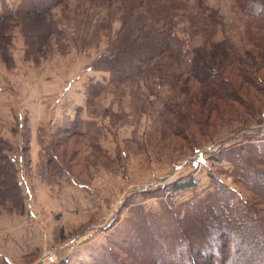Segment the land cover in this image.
I'll list each match as a JSON object with an SVG mask.
<instances>
[{
  "label": "trees",
  "instance_id": "trees-1",
  "mask_svg": "<svg viewBox=\"0 0 264 264\" xmlns=\"http://www.w3.org/2000/svg\"><path fill=\"white\" fill-rule=\"evenodd\" d=\"M233 1L247 21L244 46L228 38L214 40L215 29L224 27L223 21L202 0H89L88 12L77 10L73 18L76 30L82 28L87 46L99 43L101 36L110 32L113 20H120L122 25L107 51L92 64L96 70L109 72L110 80L88 86V110L112 88L119 95L133 98L137 94L127 92L139 91L138 98L147 93L157 97L166 88L170 95L163 99L162 115L175 121L174 135L188 132L191 136L206 132L205 125L213 124V113L225 111L221 104L231 107L241 101L231 78L263 91L254 70L264 69V0ZM69 7L70 0H23L15 11L4 8L0 12V58L8 67L14 65L10 55L12 31L19 28L25 42V60L40 65L49 55L51 41L64 37L61 21L69 19L65 14ZM60 8L61 21L57 18ZM192 9H197V16L191 15ZM181 15L188 17L192 35L204 39L190 52L176 36ZM241 106L250 112L256 110L247 102ZM84 124L86 130L80 131ZM95 127L77 118L62 131L77 133L83 143L88 140L93 155L102 157L105 154L96 143L99 138ZM252 145L236 154L234 150L232 159L234 181L253 193L255 202H233L227 188L216 181L211 193L198 202L183 204L179 212L169 205L152 220L143 210L136 212V223L130 226L134 235L126 237L130 246L120 249L123 255H116L112 263L264 264V170L260 169L264 167V146ZM7 147V141L0 138V211L23 213L22 188ZM58 168L56 163L54 169ZM252 179L259 180L257 186H251ZM193 186L195 181L189 179L174 183L172 189ZM137 251H146L147 255L143 257Z\"/></svg>",
  "mask_w": 264,
  "mask_h": 264
},
{
  "label": "rangeland",
  "instance_id": "rangeland-1",
  "mask_svg": "<svg viewBox=\"0 0 264 264\" xmlns=\"http://www.w3.org/2000/svg\"><path fill=\"white\" fill-rule=\"evenodd\" d=\"M202 1L205 6L215 10L223 21L224 27L215 29L214 40L228 38L235 44L244 46L248 40L245 31L247 21L235 7L234 1ZM22 2L23 0H0V12L4 8L15 11ZM88 4L89 0H70V7L65 13L69 19L64 21H61L62 8L57 9V18L64 24L61 26L64 37L51 41L49 55L45 60L54 58L56 54H85L95 56L96 61L99 55L107 51L109 42L115 39L122 23L118 19L113 20L110 32L101 36L99 43L94 41V45L87 46L82 28L80 31L76 30L77 23L73 18L77 10L83 9L86 14ZM196 12L197 9H192L191 15L197 16ZM256 31L259 32L257 28ZM16 32L20 34L25 47L21 30L15 28L12 31L10 50L12 58L18 51L14 45ZM176 36L183 42L187 52L204 42L202 37L192 35L189 19L185 15L178 17ZM0 63L7 66L2 58ZM254 74L258 78L257 84L264 88V69L254 70ZM16 75L22 77L21 70ZM231 81L236 85L241 101L234 102L231 107L221 104L222 110L225 111L221 110L219 115L213 113V124L210 127L205 125L206 132L198 131L191 136L187 131L185 135H174L175 121L171 116L162 115V102L170 95L169 89L164 88L163 93L159 91L157 97L147 93L145 97L138 98L139 91L127 92L137 94V97L133 98L129 95H119L112 88V92L103 95L97 105L88 110V115H83L96 125L99 140H103L104 146L110 148V158L105 155H93L91 148L82 147L81 144L86 142L83 143L77 133H64L49 126L43 127L41 132H34L28 128L27 121H24L21 128L12 120L3 122L4 124L0 125V138L8 143V156L9 151L18 148V143L29 140L31 130L36 134L37 140H46L47 147L51 149L49 162L56 160L63 163L83 183L95 184L97 192L94 194L99 196L100 203L104 206V210L100 209L95 216L98 219L77 225L74 223L75 219H63L64 213L59 208L46 210L41 205L34 207V210H40L46 222L47 245L38 262L34 263V258H22L18 264H52L47 262L45 256L52 250H56L57 254L53 264H113L116 255H123L120 249L124 250L130 246L126 237L134 235L130 226L136 223V212L143 210L151 220L154 216L160 217L169 205L179 212L183 204L198 202L211 193L216 181L227 188L233 202L243 205L246 200L254 201L256 196L234 181L235 162L232 157L241 151V148L253 146L252 144L264 146V89L259 91L256 86L250 87L237 77H234V80L231 78ZM243 102L254 106L256 110L247 111L241 106ZM16 169L18 175L17 166ZM260 169L264 170V167ZM189 179L195 181L192 188L172 189L174 183L180 184ZM257 182L252 179L250 184L255 187ZM22 196L23 213L1 210L0 214L24 215L26 200L23 190ZM257 206L260 207V202H257ZM136 253L143 257L147 255L146 251Z\"/></svg>",
  "mask_w": 264,
  "mask_h": 264
},
{
  "label": "crops",
  "instance_id": "crops-1",
  "mask_svg": "<svg viewBox=\"0 0 264 264\" xmlns=\"http://www.w3.org/2000/svg\"><path fill=\"white\" fill-rule=\"evenodd\" d=\"M14 45L18 49L13 56L14 67L0 63V125L12 120L21 128L27 121L28 128L35 132L45 126L62 130L77 118L92 123L83 116L89 114L87 88L110 80L109 72L93 69L95 56L56 54L35 65L24 60L25 47L17 32ZM20 70L22 77L16 75ZM29 134V140L18 143V152L15 148L9 151L10 159L18 168L26 211L24 215L0 214V264H18L22 258H34V263L38 262L47 245L48 230L40 210L34 207L59 208L64 213L63 219H75L76 225L95 221L100 209L104 210L99 196L94 194L95 184L83 183L63 163L49 162L51 149L46 140H37L31 130ZM86 141L82 147L88 149ZM96 143L108 158L110 148L104 146L103 140ZM56 163L58 169H54Z\"/></svg>",
  "mask_w": 264,
  "mask_h": 264
},
{
  "label": "built area",
  "instance_id": "built-area-1",
  "mask_svg": "<svg viewBox=\"0 0 264 264\" xmlns=\"http://www.w3.org/2000/svg\"><path fill=\"white\" fill-rule=\"evenodd\" d=\"M72 243H73V242H72ZM72 243H70V245H71ZM45 256H46V260H47V262L52 263V264L55 263L56 258H57L56 250H52V252H47V253L45 254Z\"/></svg>",
  "mask_w": 264,
  "mask_h": 264
}]
</instances>
